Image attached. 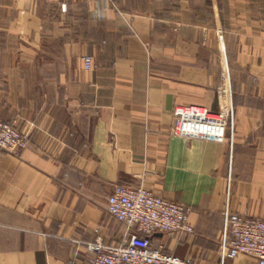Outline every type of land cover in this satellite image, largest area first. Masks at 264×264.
Here are the masks:
<instances>
[{"label":"crops","instance_id":"0c3cea01","mask_svg":"<svg viewBox=\"0 0 264 264\" xmlns=\"http://www.w3.org/2000/svg\"><path fill=\"white\" fill-rule=\"evenodd\" d=\"M226 97L224 142L172 135ZM0 117L29 138L0 149V264H90L117 185L191 206L153 244L219 264L226 212L264 219V0H0Z\"/></svg>","mask_w":264,"mask_h":264},{"label":"built area","instance_id":"2783aa9c","mask_svg":"<svg viewBox=\"0 0 264 264\" xmlns=\"http://www.w3.org/2000/svg\"><path fill=\"white\" fill-rule=\"evenodd\" d=\"M107 7L110 0H98ZM91 69V56L84 59ZM172 135L188 139L224 142L233 126L234 109L230 97L213 111L204 106L179 105L174 110ZM29 138L15 124L0 117V149L8 152L27 147ZM191 206L157 196L145 186L117 185L107 200V212L127 229L116 243L86 242L90 264H199L155 246L156 233L193 232ZM219 264H235L240 256L254 257L264 264V219L226 212L224 236L220 242Z\"/></svg>","mask_w":264,"mask_h":264}]
</instances>
